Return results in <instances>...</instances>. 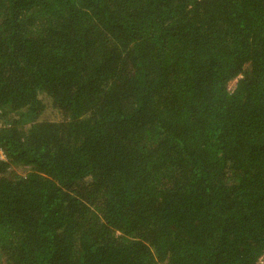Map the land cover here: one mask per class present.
I'll use <instances>...</instances> for the list:
<instances>
[{
  "label": "trees",
  "instance_id": "1",
  "mask_svg": "<svg viewBox=\"0 0 264 264\" xmlns=\"http://www.w3.org/2000/svg\"><path fill=\"white\" fill-rule=\"evenodd\" d=\"M263 260L264 0H0V264Z\"/></svg>",
  "mask_w": 264,
  "mask_h": 264
},
{
  "label": "rangeland",
  "instance_id": "2",
  "mask_svg": "<svg viewBox=\"0 0 264 264\" xmlns=\"http://www.w3.org/2000/svg\"><path fill=\"white\" fill-rule=\"evenodd\" d=\"M235 84H236V82H232V83H231V86H230V88L234 87V86H235ZM261 263H264V260H263V261H261Z\"/></svg>",
  "mask_w": 264,
  "mask_h": 264
}]
</instances>
